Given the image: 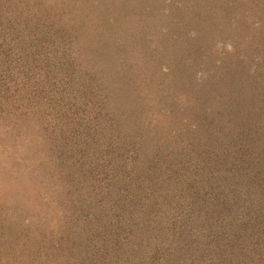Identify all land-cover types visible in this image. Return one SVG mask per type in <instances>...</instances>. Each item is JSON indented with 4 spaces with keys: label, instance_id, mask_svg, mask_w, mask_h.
I'll use <instances>...</instances> for the list:
<instances>
[{
    "label": "rangeland",
    "instance_id": "1",
    "mask_svg": "<svg viewBox=\"0 0 264 264\" xmlns=\"http://www.w3.org/2000/svg\"><path fill=\"white\" fill-rule=\"evenodd\" d=\"M254 2L0 0V264H130L190 244L171 243L168 193L140 227L142 188L192 147L173 109L209 52L225 68L242 46L260 52ZM120 181L140 203L122 231L106 211Z\"/></svg>",
    "mask_w": 264,
    "mask_h": 264
},
{
    "label": "trees",
    "instance_id": "2",
    "mask_svg": "<svg viewBox=\"0 0 264 264\" xmlns=\"http://www.w3.org/2000/svg\"><path fill=\"white\" fill-rule=\"evenodd\" d=\"M254 3L264 12V0ZM258 18L260 44L264 18ZM254 51L242 46L229 68L210 52L203 59L204 78L190 85L191 95L182 92L180 102L187 105L173 109L184 115L192 147L160 158L159 184L142 188L140 227L155 229V205L168 193L178 211L165 217L176 234L171 243L190 244L144 249L130 264H264V42ZM111 189L116 203L108 200L106 211L120 228L122 217L140 210L139 198L124 181Z\"/></svg>",
    "mask_w": 264,
    "mask_h": 264
}]
</instances>
